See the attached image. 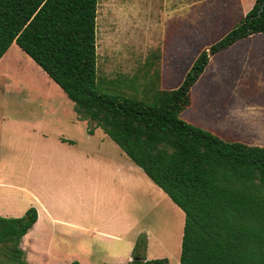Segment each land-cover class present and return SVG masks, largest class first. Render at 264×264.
I'll list each match as a JSON object with an SVG mask.
<instances>
[{"label": "rangeland", "instance_id": "1", "mask_svg": "<svg viewBox=\"0 0 264 264\" xmlns=\"http://www.w3.org/2000/svg\"><path fill=\"white\" fill-rule=\"evenodd\" d=\"M247 3L98 0L95 90L150 104L151 95L179 84L196 56L245 16L251 7ZM39 69L16 44L11 45L0 63V113L8 108V114L18 118L16 113L24 115L30 110L28 119L33 122L44 103L54 98L63 111L74 114L73 105L58 100L59 92ZM69 117H63L62 130L76 143L61 156L76 160L74 179L69 183L61 178V201L54 210L65 223L46 222L52 228L45 230L38 243L21 240L24 264H128L140 237L145 239L142 253L147 260L166 258L168 264H179L183 212L164 193L155 195L160 189L141 170L140 181L131 179L134 173L125 170L123 183L116 176L118 171L109 178L112 175L102 170L87 169L82 159L92 140L82 123H70ZM179 118L226 140L264 146V34L250 36L212 56L191 89L189 107ZM94 126L87 122L86 130L92 132ZM24 132H15L11 148L5 142L0 145V166L7 168L10 160L27 157L35 139L24 137ZM5 174L0 169V175ZM21 208L23 202L9 207L15 212ZM25 212L5 218L21 217ZM0 264L19 263L0 252Z\"/></svg>", "mask_w": 264, "mask_h": 264}, {"label": "trees", "instance_id": "2", "mask_svg": "<svg viewBox=\"0 0 264 264\" xmlns=\"http://www.w3.org/2000/svg\"><path fill=\"white\" fill-rule=\"evenodd\" d=\"M97 2L0 0V59L15 43L73 102L78 118L101 128L181 209L179 264H264V146L226 140L179 118L212 56L264 34V0H254L196 56L180 84L151 95L150 104L95 90ZM36 220L33 207L0 217V252L9 261L24 264L20 243ZM144 249L140 237L129 264H168L147 260Z\"/></svg>", "mask_w": 264, "mask_h": 264}, {"label": "crops", "instance_id": "3", "mask_svg": "<svg viewBox=\"0 0 264 264\" xmlns=\"http://www.w3.org/2000/svg\"><path fill=\"white\" fill-rule=\"evenodd\" d=\"M253 1L254 0H248L247 4L252 6ZM238 22L236 24H238ZM236 24H234V26ZM8 50L1 57L0 63L5 57H7ZM30 60L32 59L30 58ZM6 66L7 64H5L3 68L7 69L8 67ZM39 70L42 69L40 68ZM42 72L59 92L58 96L60 98L57 97L58 100L66 102V105H69L70 103L73 105V102L67 98L61 88H59L43 70ZM179 84L171 89L176 88ZM52 99L53 101L49 99L51 103H44L43 107L40 106L42 107L40 109V115L38 119L33 122L28 119L29 113L31 112L30 110L24 112V115L21 112L16 113L18 118L8 114V108H4L5 111L0 113V145L5 142L6 146L8 144L11 148L15 132H22L23 134V127L27 129V131L24 132V137H29L32 140L35 139V141L29 145V149L26 154L27 157L24 156L19 162H17V160H10L7 165L5 164L7 168L3 165L0 166V169L6 173L5 175H0V188L6 189V191L0 192V217L5 218L12 215L19 216L20 213H24L32 206L36 209L37 220L32 228L22 237V241L28 242L29 245L30 243H34L33 241L35 240V243H38L37 241L40 240V236L44 234L45 230L52 228V224L48 225L46 222L49 221L54 224L57 222L65 223L64 221H60L62 219L55 213L54 210L56 203L61 201L60 188L63 185V183L60 182L61 178L64 177V180L72 183V180L74 179L73 168L76 166V160H65L61 155L63 150L69 151L68 148L74 147L76 142L73 141L74 138L69 136L70 134L68 132H63L62 130L64 116L70 115V123L80 121L85 128V134H87V137L92 140L89 144H87L89 152L85 153L82 159L87 169L90 166L91 169L93 167L96 171L102 170L103 172L112 175L109 178L114 177L115 172L118 171L116 172V176L120 175V180L123 183L126 182L125 170H129L134 173L135 176H129L133 180L140 181L142 176L141 173L139 174L141 168L131 161L125 152L114 141H112L101 128L94 126L92 133L88 134L86 130V120L79 119L75 111L73 115H71L72 112L67 113L63 111L61 103L56 101L54 98ZM5 105H7V103H5ZM20 114H22V116ZM108 138L111 141H108ZM16 141H18V139ZM16 166L17 168H15ZM18 168L21 170L18 171ZM20 174H22V176H20ZM163 193L164 192L160 189V192L155 193V195L161 197L164 196ZM20 202H23V208H21L18 212L9 209V207H18ZM130 261L131 254L126 262L129 264ZM78 264L81 263L78 262Z\"/></svg>", "mask_w": 264, "mask_h": 264}, {"label": "water", "instance_id": "4", "mask_svg": "<svg viewBox=\"0 0 264 264\" xmlns=\"http://www.w3.org/2000/svg\"><path fill=\"white\" fill-rule=\"evenodd\" d=\"M262 9H263V5L260 7V9H259V11H258V14L261 13Z\"/></svg>", "mask_w": 264, "mask_h": 264}]
</instances>
